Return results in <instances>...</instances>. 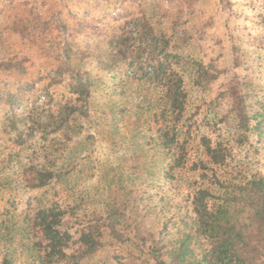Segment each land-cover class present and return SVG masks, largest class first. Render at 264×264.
Returning <instances> with one entry per match:
<instances>
[{
	"label": "rangeland",
	"instance_id": "rangeland-1",
	"mask_svg": "<svg viewBox=\"0 0 264 264\" xmlns=\"http://www.w3.org/2000/svg\"><path fill=\"white\" fill-rule=\"evenodd\" d=\"M95 1L92 8L89 0H0V261L6 257L8 264H44L46 242L33 220L38 210L49 207L65 210L62 230L70 236L69 253L81 225L103 227L124 242L108 236L93 255L53 264H149L154 241L176 233L171 225L163 226L169 215L182 210L201 182L194 168L204 159L201 137L225 150L223 178L236 176L243 163L261 168L264 0ZM143 13L169 39L186 96L187 162L171 177L163 175L164 160L143 168L140 157L132 158L134 148L124 143L130 136L123 125L130 119L118 115L113 121L99 94L88 117L70 123L66 152L59 153V133L48 122L73 100L72 87L79 79L99 74L105 42ZM198 73H204L199 83ZM143 92L156 93L147 86ZM13 98L18 101L13 111L29 121L21 135L9 129ZM240 100L246 132L235 112ZM145 118L140 143L152 133ZM47 145L57 148L61 178L29 189L27 178L32 167L46 163Z\"/></svg>",
	"mask_w": 264,
	"mask_h": 264
},
{
	"label": "trees",
	"instance_id": "trees-1",
	"mask_svg": "<svg viewBox=\"0 0 264 264\" xmlns=\"http://www.w3.org/2000/svg\"><path fill=\"white\" fill-rule=\"evenodd\" d=\"M89 1L92 8L97 5L95 0ZM169 43L165 33L155 28L147 14L127 20L105 42L106 47L98 57L99 74L95 78L79 79L72 87L73 100L48 119L59 133L55 140L59 153L68 150L67 142L71 140L68 130H73L70 123L80 116L88 117L99 94L106 100L103 106L108 108L107 114L113 121L118 115L130 119L123 124L130 136L124 143L134 148L135 161L140 157L144 168L150 161L164 160L163 175L167 177L183 168L191 138L190 125L185 122L183 81L174 68L177 56L171 52ZM202 79L204 73H198L195 82ZM146 86L156 93L146 96L143 92ZM17 102L16 98L9 101V129L21 135L29 129V121L13 111ZM235 112L246 132L248 122L241 100ZM145 116L152 133L140 143L138 136L142 134ZM43 128L45 125L39 124L37 129ZM116 134L124 136L120 131ZM201 143L204 159L194 163L201 182L188 196V203L180 207L182 210L169 215L163 226L171 225L176 233L169 234L164 242L154 241L149 264H264V158L262 169L253 163H243L236 176L223 178L219 172L227 158L225 150L204 137ZM56 151L55 147L45 146L46 163L32 167L27 178L29 189H42L61 178L63 164L56 163ZM58 164L61 165L58 167ZM184 211L187 220L180 215ZM65 216L64 209L49 207L38 210L34 217L33 226L46 242L44 264L93 255L108 236L122 241L115 232L105 231L103 227L81 225L69 253L70 236L62 230ZM153 234L148 235L153 238ZM0 262L9 263L6 257Z\"/></svg>",
	"mask_w": 264,
	"mask_h": 264
}]
</instances>
